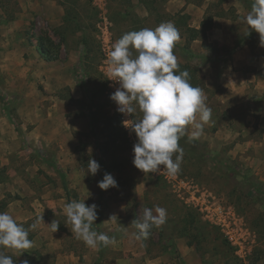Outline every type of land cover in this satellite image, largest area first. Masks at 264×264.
<instances>
[{
	"label": "rangeland",
	"instance_id": "1",
	"mask_svg": "<svg viewBox=\"0 0 264 264\" xmlns=\"http://www.w3.org/2000/svg\"><path fill=\"white\" fill-rule=\"evenodd\" d=\"M128 1L104 0L115 41L140 21ZM147 1L156 18L163 17L164 0ZM203 1L211 5L208 15L230 22L232 46L204 40L199 55L213 73L236 80V95H226L218 77L204 85L212 122L200 140L186 138L181 170L169 176L166 170L143 173L126 139L112 142L107 120L114 115L98 69L100 14L93 0H0V171L7 177L0 182L6 203L0 212L29 229L33 241L31 262L3 250L16 264H264V234L257 228L264 219V37L250 31L244 18L251 9L237 0H225L226 10L218 0ZM66 10L73 20L67 25ZM238 41L244 43L236 47ZM39 46L53 49L57 59L45 61ZM141 117L137 110L134 118ZM90 159L100 165L94 176L86 174ZM106 173L117 187H97ZM68 196L86 206L101 204L100 230L116 243L100 253L77 239L64 213ZM156 206L167 210L166 223L137 240L133 221ZM199 206H220L233 216L240 248ZM112 215L118 222L109 220ZM39 216L45 225L30 229ZM54 219L60 223L55 233L46 226Z\"/></svg>",
	"mask_w": 264,
	"mask_h": 264
},
{
	"label": "clouds",
	"instance_id": "2",
	"mask_svg": "<svg viewBox=\"0 0 264 264\" xmlns=\"http://www.w3.org/2000/svg\"><path fill=\"white\" fill-rule=\"evenodd\" d=\"M244 22L250 31L264 37V0H255ZM180 39L176 26L170 21L163 22L155 29L142 28L124 33L108 53V80L119 83L110 99L116 103L119 113L133 117L125 120L124 126L131 128L137 138L132 163L143 173L166 170L167 175L176 176L184 156L179 141L186 135L190 140L200 138L205 125L212 122V110L203 89L190 83L188 71H179L174 48ZM137 110L142 113L140 119L134 118ZM87 165L86 174L89 175L94 176L100 169L94 159ZM97 187L101 190L115 188L117 181L106 173ZM84 201L73 200L64 205L67 222L76 238L93 249L115 244L114 238L94 230L98 206L94 203L86 206ZM109 220L118 222L116 215ZM166 220L165 208L145 207L139 221H133L139 230L135 238L146 240L151 230L161 227ZM38 224L45 225L42 216L37 217L30 229H36ZM59 225L54 219L46 226L55 233ZM28 237L29 229L18 224L7 212H0V264H16V260L3 250L21 256L33 247V241ZM21 264H28V261L23 260Z\"/></svg>",
	"mask_w": 264,
	"mask_h": 264
},
{
	"label": "crops",
	"instance_id": "3",
	"mask_svg": "<svg viewBox=\"0 0 264 264\" xmlns=\"http://www.w3.org/2000/svg\"><path fill=\"white\" fill-rule=\"evenodd\" d=\"M150 1L156 2L157 0H150ZM129 4L130 6H132V9L137 14L138 18H140L139 19L140 21L138 24V27L140 29L142 28L155 29L159 24L163 22H169V21L172 22L176 26V28L180 30L179 32H181L180 33L181 39L179 40V42L176 44L174 48V54L177 56L178 61L181 63L188 62V64L190 65L198 64V68L200 69V75L206 87H210L216 81V77H218L217 78L218 82L220 84L223 83L227 88L225 91L226 95H231V96L236 95L233 92V90L235 89L234 86H236V84H234L236 80L231 83L230 81L231 79L228 81L224 79L225 75L223 74V72L222 73L220 72L217 74L213 73V69L208 63L203 65V62H205L206 57H202L199 55L200 52H202V50L199 51L198 44L203 43L204 40L207 42V44L216 43L218 46H221L223 48H229V49L231 48L232 46L231 45L232 32H230L231 24L224 16H214L213 17L212 27L205 32V38H197L195 40L188 42L187 35L185 33L183 26H178L176 24V15L178 14L185 15L187 17L186 25L189 28L200 30V24L202 20L204 19L206 8L208 6L204 3V1L198 4V3L187 1V0H164L163 6H162L163 7L162 9L163 17H161L160 19L158 17L156 18L154 14V10L152 9V5H150V3H148L147 0H130ZM222 8L223 10H226L223 4H222ZM58 12L62 13L61 9L60 11L58 9ZM186 43H189L188 49L185 48ZM188 50L190 52H188ZM181 57L182 58L186 57L185 59L187 60L183 61ZM238 84L241 85V83L239 82ZM247 91H250V90L247 89ZM207 125L208 124H206L205 127H207ZM227 133L229 135L231 134L235 135V134H238V131L236 129H229ZM185 138L189 139L187 135L185 136ZM201 138L202 136L195 140L198 141Z\"/></svg>",
	"mask_w": 264,
	"mask_h": 264
},
{
	"label": "trees",
	"instance_id": "4",
	"mask_svg": "<svg viewBox=\"0 0 264 264\" xmlns=\"http://www.w3.org/2000/svg\"><path fill=\"white\" fill-rule=\"evenodd\" d=\"M129 1L127 2L128 5H129ZM187 1H189V0H187ZM201 1H203V0H200L198 2V4H200ZM224 1L225 0H218L217 3H219V6H220V5H222L224 3ZM237 1L240 2L241 4H243L248 9H251L252 4L255 2V0H237ZM210 6L211 5H208L207 8H206L204 19L202 20V22L200 24V30L189 28L186 25V18L187 17L185 15H180V14L176 15V24L178 26H183V28L185 30V33L187 35V41L188 42H190L192 40H195L197 38H205V32L212 27V19H213L214 16H218V15H208ZM127 15H129V13H127ZM72 21L73 20L70 18L69 12L66 10L64 12L63 23L67 25L68 23H72ZM136 24L138 25V23H136ZM136 24L133 27L131 26V28H129L127 31H125V33L129 32V31H138V30H140V28ZM246 36L249 39H251V37L253 36V33L249 32V33L246 34ZM46 42L48 44H50V46H52V43L48 39H46ZM243 43H244L243 41H241V42L238 41L236 43V47L242 45ZM82 44L85 47L87 46V42H86L85 39L82 41ZM188 46H189V43H186L185 48L188 49ZM248 47H250V49L252 50L251 46H248ZM38 53L45 61H51V60H56L57 59V55L53 52V49H50V48H44L43 46L42 47L39 46L38 47ZM190 57H192V56H190ZM185 70L188 71L189 74H190V83L193 86L201 87L203 89L204 83H203L202 77L200 75V69L198 67L192 66V65H190L188 63L179 64V71H185ZM113 117L114 118L110 117L109 120H107V125H108V129L107 130H109L110 137L112 139V142L114 143V142H116V140L120 136L123 137L124 140H125V137H124V134H123V132H122L120 126H119L117 118L115 116H113ZM185 140H186V138L183 137L179 141L181 147L185 146V144H184ZM109 168L111 170H117L118 169L117 167H114V166H111ZM0 172H1L0 175L2 176V177L0 176V182H1L2 179L4 180V178H7V177L4 176L5 169H1ZM59 177H60V179L62 181V185H63L64 191L66 192V195L69 194L70 191H69V189H68V187L66 185L65 180L63 179V177L61 175H59ZM67 202H70L69 196L67 198ZM5 206H6L5 201H0V211L2 210L3 207L5 208ZM259 220H260L261 223H259L260 226H258L257 228H258V230L259 229L261 230L262 234H264L263 233L264 219L261 218ZM101 222H102L101 204L98 203L97 220L94 222L95 224L93 225L94 230H96L98 233H102L101 230H100V227H99ZM105 248H106V246L101 245V246L98 247V250H99L100 253H102ZM32 255H33V253H30L27 250H26V252H24L22 254V256L24 258H26L30 262H31L30 258H31Z\"/></svg>",
	"mask_w": 264,
	"mask_h": 264
},
{
	"label": "built area",
	"instance_id": "5",
	"mask_svg": "<svg viewBox=\"0 0 264 264\" xmlns=\"http://www.w3.org/2000/svg\"><path fill=\"white\" fill-rule=\"evenodd\" d=\"M93 4L100 14V22L97 25V35L96 38L99 42V51H100V64L98 66L99 72L104 79L106 86V95L111 104V113L114 115L119 123V126L124 134L126 141L133 147V145L137 142V138L134 132L129 127L124 126V121L128 119H132L131 116H124L123 114L117 111V105L114 101L110 99V96L115 92V90L119 87V83L115 81L108 80L107 75V60L108 53L111 50L115 39L113 38V34L111 32V22L108 20L105 11L104 0H93ZM165 176V175H164ZM166 178V177H165ZM206 206L202 208L199 206V212L202 213L207 220L217 224L222 228L223 234L228 242L232 245H236L240 248L238 240L234 237L233 227L234 221L233 216L229 217V212H225L222 210L220 206L211 207Z\"/></svg>",
	"mask_w": 264,
	"mask_h": 264
}]
</instances>
